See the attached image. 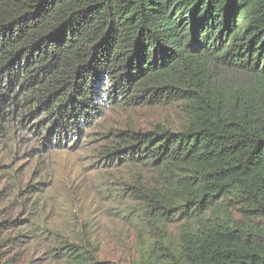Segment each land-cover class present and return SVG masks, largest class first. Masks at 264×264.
<instances>
[{"label":"trees","instance_id":"obj_1","mask_svg":"<svg viewBox=\"0 0 264 264\" xmlns=\"http://www.w3.org/2000/svg\"><path fill=\"white\" fill-rule=\"evenodd\" d=\"M141 107L174 108L179 124L108 123L106 110ZM23 147L30 159L80 147L115 170L121 189L98 193L148 235L138 264H264V0H0V183L17 195L1 170ZM2 191L10 264L11 241L52 233L29 220L6 237L19 222ZM53 244L57 264H99Z\"/></svg>","mask_w":264,"mask_h":264},{"label":"rangeland","instance_id":"obj_2","mask_svg":"<svg viewBox=\"0 0 264 264\" xmlns=\"http://www.w3.org/2000/svg\"><path fill=\"white\" fill-rule=\"evenodd\" d=\"M175 20L179 25L178 16ZM106 111L110 124H130L140 129H151L157 124H179L176 110L170 107H141L122 115ZM24 150L25 147L13 166L6 162L8 167L1 170L3 175H7L9 169L13 168L17 175L15 181L22 183L20 195L11 189L7 181L0 183V190L3 189L2 206L8 208L11 221L19 222L5 236L12 239L24 230L28 233L29 220H35L52 235L49 241L42 238L33 240L30 235L25 239L11 241L5 249L9 263L57 264L47 253L50 243L56 245L53 244L56 238V241L65 240L89 247L99 264H138L140 250L146 246L148 235L137 230L120 215H115L116 211L110 210L111 206L98 193L100 184H108L111 189H121L116 186L115 170L105 165L99 169L100 164L93 165L89 150L80 147L72 151L55 150L48 157L33 159L21 156ZM4 157L0 150V162ZM143 175L151 178L153 172L148 169ZM26 185L43 190L38 201L34 192L25 190ZM171 232H175L174 227Z\"/></svg>","mask_w":264,"mask_h":264}]
</instances>
